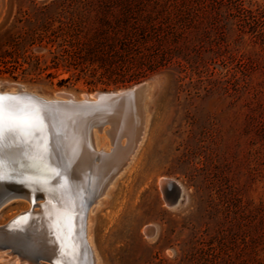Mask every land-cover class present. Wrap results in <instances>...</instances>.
<instances>
[{
  "label": "rangeland",
  "instance_id": "rangeland-1",
  "mask_svg": "<svg viewBox=\"0 0 264 264\" xmlns=\"http://www.w3.org/2000/svg\"><path fill=\"white\" fill-rule=\"evenodd\" d=\"M240 3L264 21V0ZM76 8L75 0H0V53L19 41L26 19ZM213 39L234 59H215L200 77L180 80L161 72L124 86L90 87L67 79L70 72L61 68L14 79L5 70L10 63L0 64V80L75 96L142 81L153 84L145 106L146 131L110 193L93 205L91 239L101 264H249L250 240L264 227V134L231 85L224 89L220 83L239 61L264 55V28L256 34L233 20ZM23 55L48 56L39 45ZM98 137L108 150L107 136ZM165 178L185 189L172 205L160 189ZM29 206L25 199L2 205L0 225ZM148 225L157 227L155 233H145ZM0 264L22 263L0 252Z\"/></svg>",
  "mask_w": 264,
  "mask_h": 264
},
{
  "label": "trees",
  "instance_id": "trees-1",
  "mask_svg": "<svg viewBox=\"0 0 264 264\" xmlns=\"http://www.w3.org/2000/svg\"><path fill=\"white\" fill-rule=\"evenodd\" d=\"M75 3L74 10H63L54 16L33 15L23 22L19 41L13 40L11 50L0 53V64L10 63L5 70L12 78L26 79L47 68H61L70 72L67 79L73 77L90 87L106 88L161 72L171 73L177 80L200 77L213 60L234 59L229 49L215 43L214 33L221 36L233 20L240 29L256 34L264 28L263 15L244 9L240 0ZM53 22L58 23L55 28ZM34 45L47 49L48 56H24ZM18 70L20 74L15 75ZM227 75L220 84L224 89L231 85L237 100L251 112L254 125L261 123L264 134V55H257L255 61H239ZM247 263L264 264V227L250 240Z\"/></svg>",
  "mask_w": 264,
  "mask_h": 264
},
{
  "label": "water",
  "instance_id": "water-1",
  "mask_svg": "<svg viewBox=\"0 0 264 264\" xmlns=\"http://www.w3.org/2000/svg\"><path fill=\"white\" fill-rule=\"evenodd\" d=\"M0 87L11 93H29L40 97L44 101L50 102L54 112H58L62 120V123H56L54 121L55 130H50L51 135L49 136L47 160L49 166L55 171L60 172L61 175L58 177L50 176L36 168L26 166L22 171L17 169L15 179L0 182V207L13 199H27L30 201L28 209L19 212L6 223L0 225V252H4L8 257L15 256L22 264H44V262L49 264H64L58 259L54 245L50 247L49 240L47 242L46 238L37 237L40 229L35 227L36 224L34 221L31 222L33 216L36 218L34 215L35 208L39 207L43 209L44 204L49 202L44 201L45 197L51 191H56L58 182L61 180L62 184L65 185V183H72L74 178L73 165L68 158L67 152H65L64 139L66 134L63 125L65 122L82 124L84 122L95 121L99 123V126L94 129L99 131L104 125L110 128L113 127V123L121 121L127 115H138L135 136L132 137L130 142L128 140L130 137L128 134H125V138H122L126 139L129 151L125 158L116 164L115 173L121 171L127 165L129 155L134 153L137 144L143 137L147 117L145 106L153 84L148 81H142L125 88L95 90L91 93H81L79 96L64 91L45 92L38 87L4 80H0ZM106 135L109 138L108 151H105L101 147L97 150L95 149L94 140L90 131L88 139L84 140L83 144L85 149L90 150L88 152L94 155L92 159L96 163L100 161L98 159L100 156H109V154L116 150L115 147L121 145V143L117 144V141L123 136L122 132L117 140L114 139V136H111V133ZM27 151H30V146L23 144L6 147V153L15 155L17 159L19 157L25 159L24 153ZM25 176H39L41 183L24 182L23 178ZM159 185L163 198L171 205L178 201L179 196H184L185 194L184 187L177 180L171 178L161 179ZM72 192L74 193V191ZM52 200L54 202L53 198ZM90 202L91 200H88L85 196H79V194L75 193V204L80 205L82 210L80 225L82 239L84 238L85 219ZM73 215L76 220V213ZM28 228L31 229L30 232ZM156 229L157 227L155 225H148L144 231L149 235L155 233ZM52 233L50 235L54 236L56 240V234L53 235Z\"/></svg>",
  "mask_w": 264,
  "mask_h": 264
},
{
  "label": "bare ground",
  "instance_id": "bare-ground-1",
  "mask_svg": "<svg viewBox=\"0 0 264 264\" xmlns=\"http://www.w3.org/2000/svg\"><path fill=\"white\" fill-rule=\"evenodd\" d=\"M141 116H142V112H141ZM137 123H138V115L137 116L127 115L121 121L113 123V127L110 128L109 126L106 127L104 125L101 127V129H99V131L94 129L95 127L99 126V123L95 121L84 122L82 124H77L73 122L64 123L63 127H65L64 130L66 134L64 139L65 152H67L68 158L70 159L74 169L73 171L74 178L72 180V183H69L71 185V195H69L68 192L65 190L64 185L60 180V182H58V185L56 186V189L54 187L56 191L53 192L51 191V193L45 197V200L43 199L44 201L46 202L49 201V202L44 204L45 206L43 207V209L36 207L35 208L36 211L34 214L36 218L33 216V219H31V222L34 221V223L36 224L35 227L40 229V233L38 234L37 237L46 238L47 242L49 240L48 243L50 247L54 245V248L56 250L55 252L57 253L58 259L60 260L61 263L62 262L64 263L65 261L64 246H63L64 241L61 235L60 228L57 225V222L50 215L51 208H53L54 206L59 207L61 201L67 202L69 199H71L72 214L76 213L75 224L78 232V235L76 236V242L78 246L81 249H83V258L80 260V264H101L91 239L92 236L91 226L93 221L92 213L95 208L93 207V205L95 203H98V200L101 197L110 193V189L112 188V185L115 183L114 181L116 177H118V175H120L122 170L124 169L123 168L121 171L115 173L116 164L120 160H123V158H125V156L129 151L127 141L126 139H124L125 140L124 145L115 147L116 150L111 154H109V156L108 155L100 156V158H98L100 161L96 163L92 159V156L94 155L91 152H88L90 150L85 149L83 144L84 140L88 139L89 131H90L92 133V138L94 140L95 149L97 150L99 149V147H101L105 151H108L104 147L105 144L100 142L102 138L99 139L98 135L107 136L106 134L111 133V136H114V139L117 140V138L122 132L123 138H125L124 137L125 134L126 135L128 134L130 136L128 139L130 142L132 137L135 136L137 130ZM146 124L147 123H145V126ZM144 131H146V129ZM120 138L117 141V144L121 140ZM108 142H109V138H108ZM132 155L133 154L129 155L128 158L130 159L131 157H133ZM18 160H20L21 164L24 166L18 167L17 169H19V171L20 170L22 171V169L26 168L27 161L25 162V159H23L22 157L21 158L19 157ZM72 191H74V193ZM75 193L79 194V196L83 195L86 198H88V200H91L90 205L87 209L83 239L81 238V227H80L82 210L80 205L78 206L75 204ZM52 198L54 199L55 204ZM28 231L30 232L31 229L28 228ZM51 232H53L52 233L53 235L56 234L57 237L56 240L54 239V236L50 235Z\"/></svg>",
  "mask_w": 264,
  "mask_h": 264
},
{
  "label": "snow or ice",
  "instance_id": "snow-or-ice-1",
  "mask_svg": "<svg viewBox=\"0 0 264 264\" xmlns=\"http://www.w3.org/2000/svg\"><path fill=\"white\" fill-rule=\"evenodd\" d=\"M62 123L61 116L54 112L50 102L29 93H11L0 87V182L13 180L18 167H23L15 155L6 153V147L30 146L24 153L28 167H33L50 176H60L47 163L50 130H55L53 122ZM24 182L41 183L39 176H25ZM65 190L71 195V185L65 183ZM72 201H61L53 207L50 215L57 222L64 241V264H80L83 249L77 242L75 217L71 211Z\"/></svg>",
  "mask_w": 264,
  "mask_h": 264
}]
</instances>
